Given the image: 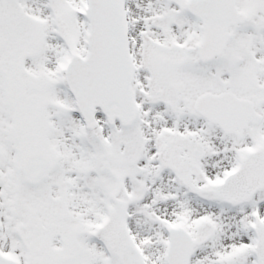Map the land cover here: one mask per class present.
<instances>
[{
    "label": "snow or ice",
    "instance_id": "obj_1",
    "mask_svg": "<svg viewBox=\"0 0 264 264\" xmlns=\"http://www.w3.org/2000/svg\"><path fill=\"white\" fill-rule=\"evenodd\" d=\"M0 264H264V0H0Z\"/></svg>",
    "mask_w": 264,
    "mask_h": 264
}]
</instances>
